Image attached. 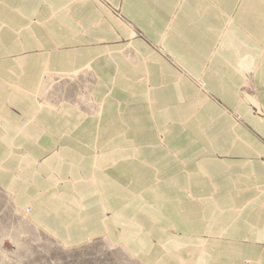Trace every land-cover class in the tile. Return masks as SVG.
Wrapping results in <instances>:
<instances>
[{
	"label": "crops",
	"instance_id": "crops-1",
	"mask_svg": "<svg viewBox=\"0 0 264 264\" xmlns=\"http://www.w3.org/2000/svg\"><path fill=\"white\" fill-rule=\"evenodd\" d=\"M105 1L0 0V184L65 242L264 264V0Z\"/></svg>",
	"mask_w": 264,
	"mask_h": 264
},
{
	"label": "rangeland",
	"instance_id": "rangeland-1",
	"mask_svg": "<svg viewBox=\"0 0 264 264\" xmlns=\"http://www.w3.org/2000/svg\"><path fill=\"white\" fill-rule=\"evenodd\" d=\"M118 20L120 10L98 0ZM253 93L252 86L245 89ZM256 113L257 110H254ZM61 185L56 173L52 174ZM32 206L20 205L17 194L0 184V264H146L123 243L107 235L65 242L35 221Z\"/></svg>",
	"mask_w": 264,
	"mask_h": 264
}]
</instances>
